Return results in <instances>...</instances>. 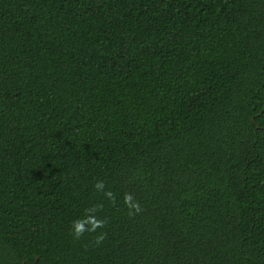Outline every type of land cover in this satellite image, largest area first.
<instances>
[{"label":"trees","instance_id":"obj_1","mask_svg":"<svg viewBox=\"0 0 264 264\" xmlns=\"http://www.w3.org/2000/svg\"><path fill=\"white\" fill-rule=\"evenodd\" d=\"M0 264H264V0H0Z\"/></svg>","mask_w":264,"mask_h":264},{"label":"clouds","instance_id":"obj_2","mask_svg":"<svg viewBox=\"0 0 264 264\" xmlns=\"http://www.w3.org/2000/svg\"><path fill=\"white\" fill-rule=\"evenodd\" d=\"M96 190L102 191L105 188L103 181H97L96 184L93 186ZM106 198L111 202L115 203L116 195L111 191H107L104 193ZM133 196L130 193H125L123 200L125 207L129 208V216H134L139 214L143 209L141 208L140 204L136 202L133 204ZM103 210V205H93L90 209H85V212H100ZM107 221L105 219H98L96 216H88L86 219H79L73 221V237L74 239H80L85 232L89 233H97V229H102L106 226ZM85 224H90L91 227L86 228ZM106 233L100 232L97 233L95 237V243L97 245L101 244L103 240L106 238Z\"/></svg>","mask_w":264,"mask_h":264}]
</instances>
